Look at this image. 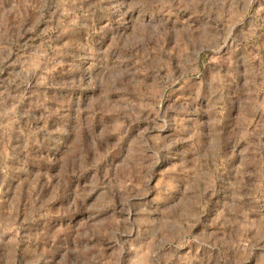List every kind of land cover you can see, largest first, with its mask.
Listing matches in <instances>:
<instances>
[{"label": "rangeland", "instance_id": "rangeland-1", "mask_svg": "<svg viewBox=\"0 0 264 264\" xmlns=\"http://www.w3.org/2000/svg\"><path fill=\"white\" fill-rule=\"evenodd\" d=\"M0 264H264V0H0Z\"/></svg>", "mask_w": 264, "mask_h": 264}]
</instances>
